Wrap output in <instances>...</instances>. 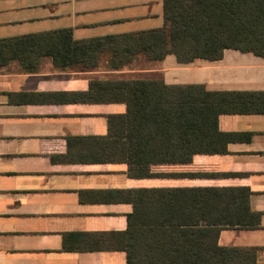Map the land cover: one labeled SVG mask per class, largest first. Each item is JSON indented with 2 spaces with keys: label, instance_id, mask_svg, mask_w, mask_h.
<instances>
[{
  "label": "crops",
  "instance_id": "1",
  "mask_svg": "<svg viewBox=\"0 0 264 264\" xmlns=\"http://www.w3.org/2000/svg\"><path fill=\"white\" fill-rule=\"evenodd\" d=\"M163 24V0H0V38L68 28L81 40ZM142 58L124 70H61L50 57L33 72L16 61L0 69V264H128L119 246L134 238L127 233L129 191L179 184L172 177L132 178L127 163L98 160L94 139L108 136L107 115L126 106L115 95L85 94L90 80L160 77L212 91H264V57L252 52L226 49L220 60L188 64L174 54L159 65ZM217 121L239 139L226 154L195 155L190 171L241 176L190 184L250 187L259 226L224 228L218 243L258 248L256 264H264V114L224 113ZM152 171L179 166L156 164Z\"/></svg>",
  "mask_w": 264,
  "mask_h": 264
},
{
  "label": "trees",
  "instance_id": "2",
  "mask_svg": "<svg viewBox=\"0 0 264 264\" xmlns=\"http://www.w3.org/2000/svg\"><path fill=\"white\" fill-rule=\"evenodd\" d=\"M163 17L158 28L81 40L68 28L0 38V69L16 61L33 72L44 57L71 71L132 69L141 56L161 61L168 54L182 64L216 61L226 49L264 57V0H163ZM85 94L115 95L126 106L107 115L108 136L94 139L99 161L127 163L132 178L163 176L179 183L129 191L134 211L127 233L134 238L119 246L128 264H256L258 248L218 243L224 228L259 226L252 190L190 184L208 176H241L190 171V164L198 154L228 153L239 134L220 131L217 117L264 114V91H212L156 77L90 80ZM156 164L178 165L179 171L155 173Z\"/></svg>",
  "mask_w": 264,
  "mask_h": 264
},
{
  "label": "rangeland",
  "instance_id": "3",
  "mask_svg": "<svg viewBox=\"0 0 264 264\" xmlns=\"http://www.w3.org/2000/svg\"><path fill=\"white\" fill-rule=\"evenodd\" d=\"M142 61H146L145 58H142ZM147 64H152V65H159L161 62L158 61V62H154V61H146ZM123 76V75H122ZM122 76H117V75H110V76H104L102 78H123ZM128 75H126L127 77Z\"/></svg>",
  "mask_w": 264,
  "mask_h": 264
}]
</instances>
